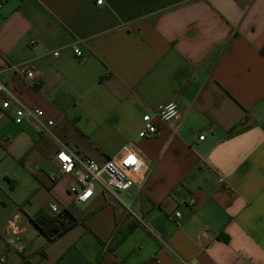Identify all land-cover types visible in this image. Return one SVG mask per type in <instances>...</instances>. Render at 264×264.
<instances>
[{"label":"crops","instance_id":"crops-1","mask_svg":"<svg viewBox=\"0 0 264 264\" xmlns=\"http://www.w3.org/2000/svg\"><path fill=\"white\" fill-rule=\"evenodd\" d=\"M1 2L0 264H264V0ZM167 101L180 119L139 137ZM62 147L133 149L143 179L76 202L49 178ZM50 203L77 218L52 241L31 221Z\"/></svg>","mask_w":264,"mask_h":264},{"label":"built area","instance_id":"built-area-1","mask_svg":"<svg viewBox=\"0 0 264 264\" xmlns=\"http://www.w3.org/2000/svg\"><path fill=\"white\" fill-rule=\"evenodd\" d=\"M0 0V8L2 6ZM104 0H96L97 4H102ZM81 52L77 51L79 56ZM54 55L57 52L53 53ZM24 75L28 80H34L35 70L25 69ZM0 89L5 91L4 86L0 82ZM8 101L2 103L3 107L8 106ZM178 104L175 101H167L153 113L145 112L141 117L140 127L138 129V136L142 138L153 137L156 135L158 128L155 118L162 121L174 122L178 121L181 114L178 109ZM43 116V111L34 108V106H19L15 110V122L22 121H38ZM50 119L46 121V125H51ZM200 140L204 138L199 135ZM54 161L57 166L56 173L50 174L51 181H56L62 175H70L72 180L67 186V190L72 194L76 202H86L93 193L95 184H99L101 189L106 194H114L119 191H125L139 183L143 179L144 160L139 153L133 149H126L118 156H110L106 158L103 163H99L93 158L76 153L66 147L60 148L54 154ZM48 210L52 215L58 214L61 210L54 203L48 205ZM179 212H176V216ZM6 228L9 230L6 235V243L17 253H22L25 250L20 235L21 228L17 225L15 220L11 218Z\"/></svg>","mask_w":264,"mask_h":264},{"label":"trees","instance_id":"trees-1","mask_svg":"<svg viewBox=\"0 0 264 264\" xmlns=\"http://www.w3.org/2000/svg\"><path fill=\"white\" fill-rule=\"evenodd\" d=\"M31 221L45 235L48 241H52L75 224L77 218L65 209H62L56 215L50 214L47 210H41ZM123 237L124 235L121 236V238Z\"/></svg>","mask_w":264,"mask_h":264}]
</instances>
